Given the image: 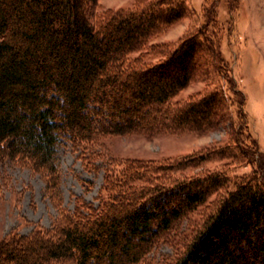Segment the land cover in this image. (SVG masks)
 Wrapping results in <instances>:
<instances>
[{"label": "trees", "instance_id": "obj_1", "mask_svg": "<svg viewBox=\"0 0 264 264\" xmlns=\"http://www.w3.org/2000/svg\"><path fill=\"white\" fill-rule=\"evenodd\" d=\"M95 1L0 0V162L42 173L55 196L66 141L89 163L110 135L228 125L227 140L168 161L110 162L97 205L76 197L48 228L11 232L0 264H140L187 215L169 264H264V151L221 50L216 10L223 3L230 22L239 0H203L202 23L173 46L151 40L187 15V0L100 13ZM151 52L155 62L145 60ZM194 81L201 92L175 99Z\"/></svg>", "mask_w": 264, "mask_h": 264}, {"label": "rangeland", "instance_id": "obj_2", "mask_svg": "<svg viewBox=\"0 0 264 264\" xmlns=\"http://www.w3.org/2000/svg\"><path fill=\"white\" fill-rule=\"evenodd\" d=\"M140 1V0H139ZM137 0H96L98 13L105 10H127L139 4ZM203 0H187V15L169 27L165 32L152 38L151 43L173 46L179 37L197 29L203 21L201 5ZM239 8L232 14L223 3L217 5L218 23L223 29L221 50L232 62L233 75L238 88L245 95V110L250 122V131L257 137L259 147L264 151V0H239ZM229 22V23H228ZM232 25V32L226 33ZM145 60L155 62L159 56L147 53ZM201 81L190 83L175 99L183 102L192 94L201 92ZM229 126L204 132L162 133L153 136L141 134L110 135L103 138L99 157L86 163L79 150L66 141L58 146L56 164L59 174L58 195L50 196L45 188L44 175L27 166L6 159L0 162V240L11 232L28 234L37 226L48 228L58 217L62 208L72 210L76 197L97 205L103 191L105 171L111 163L117 167L127 159L168 161L201 150L209 145L225 143ZM111 162V163H110ZM216 162L204 166L213 168ZM251 166L243 165L239 171L249 172ZM192 220L187 215L174 226L173 240H159L147 253L140 264H169L175 257L176 242L188 232ZM178 245V244H177Z\"/></svg>", "mask_w": 264, "mask_h": 264}]
</instances>
